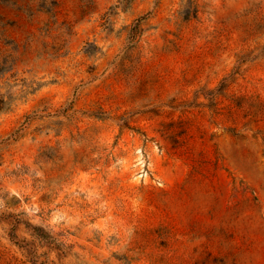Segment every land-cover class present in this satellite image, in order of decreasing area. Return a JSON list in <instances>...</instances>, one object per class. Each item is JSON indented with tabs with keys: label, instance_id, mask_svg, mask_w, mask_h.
Returning <instances> with one entry per match:
<instances>
[{
	"label": "rangeland",
	"instance_id": "obj_1",
	"mask_svg": "<svg viewBox=\"0 0 264 264\" xmlns=\"http://www.w3.org/2000/svg\"><path fill=\"white\" fill-rule=\"evenodd\" d=\"M0 264H264V0H0Z\"/></svg>",
	"mask_w": 264,
	"mask_h": 264
}]
</instances>
